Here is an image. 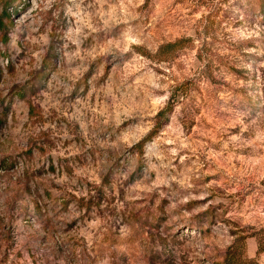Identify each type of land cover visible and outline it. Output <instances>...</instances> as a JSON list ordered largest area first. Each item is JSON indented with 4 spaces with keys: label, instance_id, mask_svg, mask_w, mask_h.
<instances>
[{
    "label": "rangeland",
    "instance_id": "rangeland-1",
    "mask_svg": "<svg viewBox=\"0 0 264 264\" xmlns=\"http://www.w3.org/2000/svg\"><path fill=\"white\" fill-rule=\"evenodd\" d=\"M262 4L0 0V264H264Z\"/></svg>",
    "mask_w": 264,
    "mask_h": 264
},
{
    "label": "trees",
    "instance_id": "trees-1",
    "mask_svg": "<svg viewBox=\"0 0 264 264\" xmlns=\"http://www.w3.org/2000/svg\"><path fill=\"white\" fill-rule=\"evenodd\" d=\"M262 3H264V0H261ZM259 13L263 16L264 15V4L260 6ZM183 39H176L175 41L164 43L160 45L157 49V51L153 54V58L156 61H168L172 59L177 51L183 46L182 44ZM178 101V97L176 94H171L170 97L167 100L166 105L157 111L155 114V123L154 127L151 131L152 133H155L156 130L161 126L162 118L165 117L166 113L170 112L175 103ZM145 139H143L141 142H143ZM141 142H138L140 144Z\"/></svg>",
    "mask_w": 264,
    "mask_h": 264
}]
</instances>
